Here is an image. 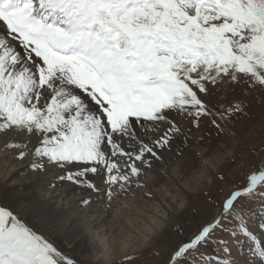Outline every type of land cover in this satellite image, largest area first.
I'll return each instance as SVG.
<instances>
[{
    "label": "snow or ice",
    "instance_id": "snow-or-ice-1",
    "mask_svg": "<svg viewBox=\"0 0 264 264\" xmlns=\"http://www.w3.org/2000/svg\"><path fill=\"white\" fill-rule=\"evenodd\" d=\"M238 87L264 93V0H0V152L35 176L30 196L0 205V264H79L27 223L55 234L63 222L41 208L43 191L79 186L111 202L145 187L164 153L183 158L177 139L246 113L243 99L225 102ZM219 192L165 264H264L249 223L253 205L264 212V167Z\"/></svg>",
    "mask_w": 264,
    "mask_h": 264
},
{
    "label": "rangeland",
    "instance_id": "rangeland-1",
    "mask_svg": "<svg viewBox=\"0 0 264 264\" xmlns=\"http://www.w3.org/2000/svg\"><path fill=\"white\" fill-rule=\"evenodd\" d=\"M232 95L243 99L248 106L243 116L226 125L223 132L218 133L205 125L203 139H198L200 133L191 135V141L186 145L182 143V139H179L176 144L183 152V158L176 148L175 154L168 155L170 164L178 167V171L174 174L164 169L165 175H163L154 169L153 185L163 197L167 193L165 199L169 207L164 209L168 212L166 218L158 215L160 220H164L162 226L149 236L145 244L137 240L133 242L131 248L128 247L125 250H122L120 245L124 236H127V232L135 231L130 228L128 222L126 223L128 220L126 216L130 215L132 220L146 219L147 221L149 214L152 213L146 211L147 213L142 216L133 207L136 204L138 208L144 206L147 208L149 202L153 203V200L158 198L156 192L149 186L143 193L144 198H140L138 204L130 203L124 208L122 217L115 219V211L112 208L109 209L108 221H117L114 224L112 236L120 242L115 244L110 256L103 255L102 244H96V250L99 251L96 253L92 245L89 244V246L87 243L80 248H74L75 235L68 227L69 225H60L54 234L52 229L41 228L33 217H28L27 223L47 236L62 251L75 258L79 264H128L126 257L130 256L137 257L133 264H165L172 247L180 239L178 230L182 229L185 235H190L201 223L210 218L215 211L212 201L219 198L220 187L228 190L237 184H242L250 166L259 163L261 167H264V163L261 162V158H264V93L260 91L249 93L247 88L238 87L233 94L226 97L225 102L232 99ZM202 174H204L203 179ZM218 175L225 176L227 184L221 185L216 179ZM8 192L7 178L0 176V205L7 206L11 202ZM120 202L119 197H116L114 208L118 207ZM252 207L254 212L249 217L250 226L255 231L257 240L264 242L263 231L257 230V226L264 223V219L261 218L264 212L260 211L259 205ZM134 231L132 233L136 235ZM136 236L139 238V234ZM206 251L213 257L224 258V254L212 245H209ZM235 252L236 249L233 248V254ZM248 254L249 249L245 245L242 256L247 257Z\"/></svg>",
    "mask_w": 264,
    "mask_h": 264
},
{
    "label": "bare ground",
    "instance_id": "bare-ground-1",
    "mask_svg": "<svg viewBox=\"0 0 264 264\" xmlns=\"http://www.w3.org/2000/svg\"><path fill=\"white\" fill-rule=\"evenodd\" d=\"M178 141L179 139L175 141L176 146H178L176 144ZM171 153H176L175 147ZM171 153H164V159L153 169H145L146 177L142 181L145 187L130 192L127 195L119 196L121 202L116 208H114L115 198L111 202L107 201V199L100 200L95 196H91L86 189L79 186L45 189L40 201V206L44 211L62 214L63 222L61 225H69L68 227L71 228V231L75 235L76 245L74 248H80L84 243H87L88 245H92L93 251L96 253V251L99 252L96 250V244H102L103 255L110 256L115 244L120 242L119 239L117 240L116 237L112 236L114 224L117 221H108L109 209L112 208L115 211V219H118L120 216L122 217V214H124L123 212H125L124 208L130 203L138 204L140 201L139 199L144 198L143 193L147 191V186H149L152 191L156 192L158 198L154 199L153 203L149 202L150 204L147 208L145 206L138 208L136 204L133 207L139 212V215L142 216L147 213L146 211H151L152 213L149 214L147 221L146 219L141 221L132 220L130 215L125 213L128 219L126 223L128 222L130 228L135 229V231L131 230V232H127V236H124L123 241L120 243L122 250L130 247L133 242L137 240L145 244L149 236L152 235L157 228L162 226L164 220H160L158 215L160 214L161 217L166 218L168 214L167 210H164L166 207H169L165 199L167 193L165 197L160 195V193L155 190L153 180L155 178L154 169L160 171L163 175H165L163 173L164 169L170 174H174L178 171V167L171 165L169 162L168 155ZM28 165L29 160L27 158L18 160L15 159L11 153L0 152V176L7 178L10 201L17 198L24 199L32 194L35 176L29 170ZM204 174H202L201 178L204 177ZM82 198L91 199V203L88 205L81 204L80 201ZM132 231L136 232V235L139 234V238L134 235ZM124 232L126 233L125 230Z\"/></svg>",
    "mask_w": 264,
    "mask_h": 264
}]
</instances>
